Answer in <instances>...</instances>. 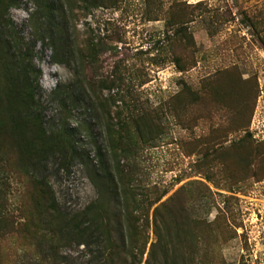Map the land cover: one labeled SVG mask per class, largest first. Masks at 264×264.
<instances>
[{
    "label": "rangeland",
    "instance_id": "1",
    "mask_svg": "<svg viewBox=\"0 0 264 264\" xmlns=\"http://www.w3.org/2000/svg\"><path fill=\"white\" fill-rule=\"evenodd\" d=\"M48 2L50 19L36 0H8L21 41L12 53L29 45L43 127L77 131L80 155L53 152L34 174L8 139L0 150V264H46L24 237L37 179L69 215L104 207L117 264H264V0ZM5 9L0 0V17ZM49 34L68 40L69 62L55 61ZM74 81L91 100L63 107L57 90ZM99 153L123 172L111 169L117 185L108 190L91 178ZM98 250L57 247L62 264H102L107 255Z\"/></svg>",
    "mask_w": 264,
    "mask_h": 264
},
{
    "label": "trees",
    "instance_id": "2",
    "mask_svg": "<svg viewBox=\"0 0 264 264\" xmlns=\"http://www.w3.org/2000/svg\"><path fill=\"white\" fill-rule=\"evenodd\" d=\"M36 1L41 16L50 19L53 12L52 4L48 0ZM2 3H6V9L3 10L4 16L0 17V150L7 147L8 139H11L22 154V164L25 170L30 171L28 165L31 164V169L36 174V170L45 164L48 156L53 152H59L65 158L68 152L72 156L80 155L74 147L77 131L70 129L67 125L54 132H47L43 127L36 88L39 71L31 64L32 51L29 45L18 50L17 53H12L13 40L16 39L17 43L21 41L18 40L13 21L7 16L8 0H2ZM178 22L180 25L177 27V35H181L182 40L188 38L189 34L184 27L186 21ZM170 24L176 25L177 21H170ZM49 39L54 42V48L55 43H58L53 53L56 62H69L73 58L75 51L69 47L67 39L51 34H49ZM81 82L74 81L57 90L63 107H66L68 103L75 104L87 99L91 100L90 94L79 86L83 83ZM17 103H22V106ZM110 137L115 142L114 136ZM121 139L124 140V137L122 136ZM129 139L131 141V137L128 136ZM67 147L71 151H67ZM124 154L129 153L125 150ZM99 155L101 157L99 170L91 169L93 175L91 178L96 185L108 190L112 185H117L114 171L116 170L120 178L123 172L118 165L113 166L108 157L104 159L101 153ZM37 183L40 195L38 201L35 202L36 213L26 218L24 223L26 226L24 230L29 232L24 233V237L36 243L30 255H40L41 261L46 264H62L66 258L58 255L57 247L60 242L87 246L99 243L103 249L98 250L99 255H107L102 264H117L115 255L118 253L119 246L115 244L114 228H111V222L107 224L104 222L109 217L104 207L93 203L84 210L69 215L61 210L47 182L44 179H37ZM2 222L0 231L3 228ZM118 225L119 232L123 236L121 221ZM4 234L6 233L2 235ZM175 256L178 255H174L173 258ZM57 257L60 261H57ZM20 264H31V262ZM171 264H178V262L173 260Z\"/></svg>",
    "mask_w": 264,
    "mask_h": 264
}]
</instances>
